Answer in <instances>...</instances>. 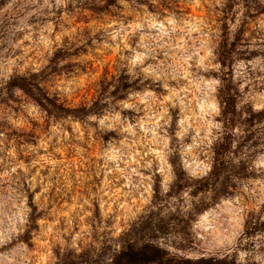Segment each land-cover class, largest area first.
Segmentation results:
<instances>
[{"label":"clouds","instance_id":"1","mask_svg":"<svg viewBox=\"0 0 264 264\" xmlns=\"http://www.w3.org/2000/svg\"><path fill=\"white\" fill-rule=\"evenodd\" d=\"M149 2L157 4V0ZM228 3L232 5L231 11L225 8ZM217 5L227 17L221 21L225 25L223 34L213 16L199 22L200 48L192 70L187 73L191 83L180 88L177 81L179 92L168 88L169 77L163 71L159 76L154 75L143 67L127 63L129 58L123 55L116 57L111 73L94 76L88 70L86 83L79 79L78 69L70 79L55 75L68 70L62 48L55 55L49 49L51 63L45 60L37 64L36 60H30L27 72L19 71V62L24 57H15L12 62L17 63L19 82L8 84L0 79V99L11 96L22 100L23 110L18 119L24 124L31 120L36 127L32 129L35 134L29 136L31 143L20 138L18 146L12 148H5V142L12 129L21 131L20 126L11 121V128L0 131V264H40L41 252L47 255L48 264H65L69 253L72 264H264V231L245 232L244 219L249 205L243 202V197L228 202L232 213L228 227H221L224 221L216 209L223 208L215 204L222 189L234 182L241 169L264 173V0H211L210 6ZM137 6L136 0H6L5 7L0 8V45L8 47L2 52L9 49L14 52L22 47L20 39L12 42L13 35L26 32L27 38L34 31H46L55 36L54 29L67 35L66 26L71 29L79 18L93 22L86 26L91 30L89 38L103 29L104 42L97 45L92 39L95 47L90 50L102 48L107 53L113 46L107 41H115L116 35L131 40L134 30L124 21L130 13H135ZM221 15V12L215 13V16ZM152 19L145 10V15L139 16V26L150 27L148 21ZM242 26L255 34L246 33L247 43L242 42L237 50L245 57H252L237 60L243 71L242 84L237 85L235 78L230 79L227 71L221 69L217 56L231 51L234 34ZM80 43L85 44V40L80 39ZM117 46L123 49L127 44ZM199 51L204 55L200 56ZM230 59L236 60V54ZM98 60L101 64L108 63L102 57ZM244 84L248 85L247 92ZM149 87L167 89V106L164 97L158 100L147 90ZM86 88L92 90L91 96ZM188 92H192V99L198 104L206 103L211 108L208 120L199 122L206 132L208 121H213L211 138L207 132L200 137L204 157L200 170L193 171L181 160L174 169L169 166L161 171L149 163L151 157L142 164L138 160L137 167L146 175L137 173L133 183L120 173L129 199L135 195L139 202L133 206L134 210L116 201L117 207L108 218L104 208H100L89 218L90 227L81 230L79 235L74 234L71 219L64 218L57 224L61 220L58 215L61 200L68 197L70 189L57 176L51 182L53 193L37 196V187L43 192L54 173L37 176L32 163L21 164L17 153L39 159L41 149L48 154L50 148L51 154H55L64 148L70 153L75 151L81 160L88 156L91 161L89 150L98 146L95 155L103 163L92 171L116 172L117 165L110 153L115 149L121 159L126 158L135 138L143 135L142 129L147 125L149 129H157L158 135L153 134L154 143L167 155L171 117L166 107H174L173 101L180 96L187 97ZM153 105L159 110H154ZM145 109L152 116L142 120L139 113ZM45 125L51 126L49 132H43ZM69 126L71 134L64 130ZM56 132L62 135L53 141ZM113 179L118 180L119 176ZM256 183L264 201V175ZM95 196L102 199L103 189ZM91 199V194L88 199L82 198V204L89 210ZM81 210L78 205L74 218ZM248 221L251 231L253 225L264 224V214L248 217ZM53 248L56 254L50 251Z\"/></svg>","mask_w":264,"mask_h":264},{"label":"rangeland","instance_id":"2","mask_svg":"<svg viewBox=\"0 0 264 264\" xmlns=\"http://www.w3.org/2000/svg\"><path fill=\"white\" fill-rule=\"evenodd\" d=\"M136 3L138 6L135 8V13H130L124 21L132 26L134 30L131 34V40L129 41L127 37L116 35L115 41H107L113 45L107 53H104L102 48H95V52L90 50L95 47L91 43L92 39H95L96 44L99 45L104 42V37L101 34L103 32L101 28L100 32L93 34L89 38L91 30L86 26L93 22L87 19L77 18L72 23L71 29L66 26L67 35H63L58 29H54L55 36L48 34L46 31H34L31 37L27 38H25L27 36L26 32L11 36L13 43L16 39H20L22 47L17 48L14 52L9 49L11 53L9 54V52H2L3 48L8 47V45H0V53H2V58H0V79H4L10 84L18 76L17 63L12 62L15 57H24V60L19 62V71L27 72L30 60H36L37 64L45 60L51 63L48 57L49 49H52L53 55H55V52L62 48L65 52L64 60L68 70L64 73L57 72L55 73L56 76L63 75L70 79L75 70L78 69L81 74L79 79L86 83L88 70H92L94 76H103L106 72L111 73L114 71L116 57L123 55L129 58L127 63L143 67L154 75L159 76L160 72L163 71L169 77L168 88H173L179 92V89L176 88L177 81L180 83V88H184L191 83L187 78V73L192 70L191 66L200 48V41L197 37L201 34L202 29L199 22L211 15L215 18L216 23L220 24L223 34L225 25L221 21L226 20L227 17L223 15V10L218 5L210 6L211 0H157L156 5L150 3L149 0H136ZM5 5L6 0H0V8H4ZM225 8L231 11L232 5L228 3ZM145 10L147 14L153 17L152 20L148 21L151 25L150 27L139 26V16L145 15ZM216 12H221L222 15L215 16ZM29 22L31 23V18ZM96 23L102 25L103 21H97ZM113 27H115V23H113ZM246 33L248 36L255 34L254 32H248V30ZM80 39H84L85 44H81ZM119 43L127 44V47L121 49L117 46ZM57 44H59V48H57ZM199 55L203 56L204 53L199 51ZM98 57H102L108 63H99ZM248 57L252 58L251 56ZM217 60L220 62L221 69L227 71L230 79L234 77L237 85L242 84L243 71L239 68L237 60L245 59L237 57L230 72L229 62L223 67L219 55ZM157 82L159 83V81ZM145 83H148V81H145ZM243 87L244 91L247 92L248 85L244 84ZM86 90L91 96L92 90L87 88ZM139 90L137 89V91ZM147 90L151 91L158 100L164 97V105L167 106L168 91L166 88L149 87ZM192 95V92H188L187 97L180 96L173 101L174 107H166V112L171 117L168 128L169 136L171 137L168 140V149L170 151H168L167 155L154 143L153 134L156 133L158 135L157 129H149L146 125L145 129H142L143 135L135 138L133 148L128 151L126 158L121 159L119 152L115 149L110 153L117 165L116 172L92 171L98 164L103 163L95 155L99 151L98 146L89 150L91 161H89L88 156H84L83 160H81L75 154V151L70 153L64 148H60L55 154H51L50 148L48 149V154L41 149L39 159H29L17 153V159L20 160L21 164L32 163L33 171L37 176L43 177L48 175L49 172L54 173L46 182L43 192L39 186L37 187V196L43 193L52 194L51 182L56 180L57 176L60 177L62 182H66L67 187L70 189L68 197L61 200L62 209L58 213V215H61V220H58L57 224L61 223L62 219L69 218L71 219L74 234L79 235L81 230L90 227L89 218L95 216L100 208H104L108 218H111L113 209L117 207L116 201L134 210L133 206L139 202L135 195H132L129 199L125 188L122 187L125 183L124 176L120 175V173L127 175L128 179L132 180L133 183L137 173L146 175L147 173L143 169L137 167L138 160L142 164L151 157L152 159L149 160V163L152 164L154 169L159 168L161 171L169 166L174 169L176 162L183 160L193 171H199L204 160L201 153L203 146L200 144V137L207 132L209 138H211L213 132L211 124L213 121H208L206 132L200 127L199 122L201 120H208V113L211 108L206 103L198 104L196 100L192 99ZM76 99L79 100V97ZM189 101H191V104L188 103ZM36 103L38 102L36 101ZM23 104L22 100L13 99L11 96L7 100L0 99V131L4 128H11V121H15L21 129L19 133H17L16 129H12V132L8 134V140L5 142V148H12L13 145L18 146L20 138H23L25 142L31 143L29 136L35 134L32 132V129L36 127L35 122L29 120L27 124H24L18 119L23 110ZM153 109L159 110L155 105H153ZM197 112L200 113L199 116L196 115ZM121 115H124V113ZM139 115L142 120H147L148 117L152 116V112L145 109ZM50 127L45 125L43 132H49ZM60 127L63 126L61 125ZM64 130L71 134V126ZM174 132L182 133V135H173ZM60 135L62 133L56 132L52 136L53 141ZM104 139L107 140V137ZM252 143L255 145L256 141ZM12 150L14 151V148ZM213 151L215 154V149ZM145 152L148 153L147 156H145ZM140 157H143V159H139ZM262 175L264 173L255 170L244 172L241 169V174L234 178V182L229 183L228 185L230 186L222 189L220 196L216 198L215 202V204H220L223 208L222 211L216 209L220 211V218L224 221L221 224L222 228L228 227L229 218L232 214L228 202L237 197H243V202L249 205L244 219L245 230L248 217L264 214V201H261L260 186L256 183V181L261 179ZM114 176H119V179L114 180ZM128 187H131V184ZM100 189H103V198L98 200L95 193ZM223 190H228V192ZM90 194L92 199L89 201L91 204V209L89 210L86 205L82 204V198L88 199ZM45 198L47 199V196ZM215 204L212 205L213 209H215ZM78 205H80L82 210L80 215L74 218ZM253 205L256 207L254 208ZM118 222L119 219H117ZM260 231H264V229ZM257 232L259 231L250 234ZM87 243L88 240L85 238V246ZM50 251L56 254L54 248ZM40 257V264H48L47 255L41 252Z\"/></svg>","mask_w":264,"mask_h":264},{"label":"trees","instance_id":"3","mask_svg":"<svg viewBox=\"0 0 264 264\" xmlns=\"http://www.w3.org/2000/svg\"><path fill=\"white\" fill-rule=\"evenodd\" d=\"M110 2H112V0H110ZM246 31H247V28H245L243 26L240 29H238L237 32L234 34V37H233L231 51L221 52L220 55H219L220 61H221V64H222L223 67L227 65L226 64L227 62H229V72H230V70L232 68V65H233V62H234V60L230 59V58L233 56L234 53L236 54V57H241V58H243L245 60L250 59L249 57H245V56L239 54V52L237 51L238 48L242 46V42L243 43H247V40L245 39ZM221 56H223L224 59H221ZM18 82L19 81L16 78H14L10 82V84H15V83H18ZM228 186H230V185H228ZM223 191L228 192V190H223ZM248 224H249V221L247 219V221H246V230L245 231L248 234L253 233L255 231H260V230L264 229V224H258V225H253L252 228H251V231H249ZM70 255L71 254L69 253V254H67L65 256V264H72L71 259H70Z\"/></svg>","mask_w":264,"mask_h":264}]
</instances>
